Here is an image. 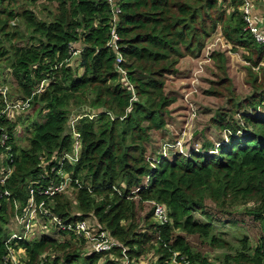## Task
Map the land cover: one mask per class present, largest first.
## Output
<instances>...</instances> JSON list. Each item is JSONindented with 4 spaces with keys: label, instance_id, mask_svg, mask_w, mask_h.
I'll list each match as a JSON object with an SVG mask.
<instances>
[{
    "label": "trees",
    "instance_id": "trees-1",
    "mask_svg": "<svg viewBox=\"0 0 264 264\" xmlns=\"http://www.w3.org/2000/svg\"><path fill=\"white\" fill-rule=\"evenodd\" d=\"M2 1L0 65L15 82L6 97L28 100L40 121L27 122L28 146L20 148L15 136L23 121L0 116V134L8 137L0 145V194H9L0 199V262L8 254L4 244L8 219L25 212L30 190L34 202H43V209L63 225L93 219L125 249L129 260L152 249L159 256L157 264H165L174 254L176 262L184 258L191 264H213L174 233L207 239L212 248L225 246L212 235L206 201L220 212L255 202L244 212L254 221H264V67H260L264 46L244 31L239 0L228 3L231 12L227 15V0H117L119 51L106 47L113 20V7L107 0H26L29 5L46 2L52 6L46 20L24 6L16 8L15 0L2 8ZM17 20L29 31L27 37L17 36L9 26ZM219 25L225 40L247 53L244 60L249 64L251 94L242 101L236 99L227 86L225 57L213 54L221 64L222 78L217 84L230 94L229 107L216 110L209 123L225 139L217 144L205 140L187 154L163 151L169 143L165 142L161 153L146 156L150 134L164 129L168 107L175 102L165 94V78L176 74L179 60L200 50ZM19 39L25 44H13ZM72 46L80 50L73 63L76 67L71 66ZM117 55L122 57L120 67L133 94L116 71ZM253 68L259 69L260 78L251 72ZM42 83L46 85L36 92ZM208 93L220 94L217 90ZM4 107L0 93V109ZM75 142L80 145L76 162L61 160L72 153ZM9 169L10 175L2 181ZM58 172L69 176L73 199L65 193L38 195L60 183ZM147 203L164 205L170 223L152 222L151 208L142 219L145 228L140 229L138 210ZM195 214L207 222L196 221ZM59 237L68 239L60 241ZM246 242L242 241L237 255L226 260L264 264V240L250 253ZM16 244L15 250L25 252L19 264H117L108 256L84 253L83 241L71 232L54 229L50 237ZM112 253L122 257L120 248Z\"/></svg>",
    "mask_w": 264,
    "mask_h": 264
},
{
    "label": "rangeland",
    "instance_id": "rangeland-1",
    "mask_svg": "<svg viewBox=\"0 0 264 264\" xmlns=\"http://www.w3.org/2000/svg\"><path fill=\"white\" fill-rule=\"evenodd\" d=\"M220 1V0H218ZM223 1V0H222ZM9 0H3L1 2L2 8L8 5ZM16 8L24 6L35 12L38 18L46 20L49 18V12H52L53 7L46 2H36L29 5L26 0H15ZM224 9H226V15L231 12V9H227V5L231 0L225 1ZM15 8V9H16ZM12 26L17 36L27 37L29 31L24 29L23 23L19 20L9 23ZM13 44L24 45L22 39L13 41ZM78 50V49H77ZM222 54L225 57L224 70L228 79L227 86H230V91H233V95L237 100L242 101L245 97L251 94L252 85L249 79L248 68L249 64L244 60V56L247 53L240 48L234 49L223 37L221 26H217L214 32H211L209 36L204 40V45L200 50H195L193 54L186 55L179 60L176 67L177 73L165 78V94L175 98V102L168 107L166 118V126L162 131L152 132L150 134V144L147 146L146 156L155 157L157 153H161V146L165 142L173 143L177 141L179 146L174 150L175 152L187 154L189 150L199 149L203 141L209 140L213 143L225 139L224 133H220L210 127L209 120L216 110L220 108H227L228 105V92L224 90L221 84H217L222 78L221 70L218 68L221 64L215 58H212L213 54ZM75 59V58H74ZM74 59L71 62V66L76 67ZM77 63V62H76ZM260 67H264V63H261ZM252 73H257L260 78V71L258 68H253ZM4 82L6 85L1 86L0 89L5 90L6 95L8 92L15 88V82L10 76L9 70L0 65V83ZM46 85V83H45ZM216 91L219 97H215L212 94H207V91ZM13 99V98H12ZM8 97V102L13 101ZM77 111L74 109L73 113ZM13 119L20 118L23 122L17 126V132L15 136V143L20 148L28 146L27 138L28 134L25 131L27 122L33 120L40 121L37 114L34 113L32 108L25 110H13ZM73 125V123H72ZM71 125V127H72ZM72 190L69 189L66 193V197L70 200L72 197ZM257 203H248L247 207L252 208ZM206 212L212 217V235L223 240L225 246L221 248H212L209 245L207 239L200 238L198 236H187L180 231L174 232L175 235L182 236L186 239L193 252L199 253L201 256L206 257L210 263L213 264H234L230 260L233 256L237 255L242 248V241H247V248L253 251L261 241L264 240V221L257 222L249 217L244 210L247 208L232 207L229 212H220L214 208L213 203L206 201ZM152 204H143V208L138 210V216L136 221L140 225V229H144L145 226L142 223V219L151 211ZM247 208V209H248ZM76 212L74 209L73 214ZM8 223L10 224V220ZM194 219L198 222L206 223L204 216L195 214ZM152 222L156 223L153 219ZM150 221V222H151ZM7 223V224H8ZM50 224L44 225L42 220H39L34 224L35 233L31 239H39L41 232H44L45 236L50 235ZM12 229L17 234L21 232V227L13 225ZM7 231V225H6ZM60 238V237H59ZM68 238H62L61 241H65ZM76 246V244H75ZM89 251L85 250L84 253ZM148 253L142 255L139 259V264H157L159 256L152 249H147ZM25 254H20L17 257L18 261L22 258L25 259ZM46 256V255H44ZM43 256V257H44ZM226 257H230L226 260ZM24 262V261H23ZM103 261H100L101 264ZM176 264V263H171Z\"/></svg>",
    "mask_w": 264,
    "mask_h": 264
},
{
    "label": "built area",
    "instance_id": "built-area-1",
    "mask_svg": "<svg viewBox=\"0 0 264 264\" xmlns=\"http://www.w3.org/2000/svg\"><path fill=\"white\" fill-rule=\"evenodd\" d=\"M240 6L238 8V11L241 14V19L244 23V31H246L249 35L252 36L254 41L264 46V29L261 28V21L260 19L255 17L254 9L255 3L257 0H239ZM108 4L111 5L113 8L112 14H113V20L110 23L111 28L109 31V40L106 44L107 48H111L114 51H119V46L117 45V42L119 41V38L116 34V26H115V16L119 13V10L117 9L115 3H117V0H107ZM72 46V55L71 60L74 58L77 59L79 56L80 50ZM74 59V60H75ZM116 71L119 73L120 80L122 85L133 94V87L129 84L125 71L120 67V64L122 63V57L117 55L116 58ZM45 83H42L41 86L37 89L36 92H39L43 85ZM0 93L2 94L3 100L5 102V107L0 109V116L6 115L11 121H14V115L13 110H25L29 109V101L20 102V101H9L6 97L5 90L0 89ZM73 137L77 139V135L73 133ZM8 140V137L6 134H0V145H5L6 141ZM177 146H179V143L177 141L173 143H166L163 145V151L169 150V149H175ZM80 150V145L78 142H75L73 151L71 154L65 155L61 160H66L70 164H74L77 160V155ZM11 170H7L6 174L3 176L4 178L2 181H4L8 176L10 175ZM58 175L61 176V181L57 185H50L47 189L43 191H39L38 195H46V196H53L54 194H66L69 189H71V180L67 174H64L63 172H58ZM8 197V192H3V194H0V199L2 197ZM34 192L30 190V200L28 203V206L25 210V212L22 215H18L14 213L10 220V224H7V235L5 239V246L7 247L8 254L6 257L2 259L0 264H19V261L17 257L19 255L25 254L23 249H16L15 246L16 241H23V240H29L35 233L34 231V224L38 222L39 220H42L44 225H49L50 228V235L52 230L56 231H63V232H71L75 237L77 241H83V251L85 250L89 251L88 253H99L105 256H108L111 261L117 262V264H139V258L134 259H128L125 254V249L122 248L116 241L110 238L109 234L101 230L99 227H97L96 223L93 221V219H85L79 222H76L74 225H63L61 221L51 214L49 211L43 209V202H41L39 205L34 202L33 199ZM152 204V216L153 220L158 223L159 225L168 224L170 223V219L168 217L167 209L164 205L151 203ZM18 204L15 203V210H17ZM18 225V227H21V232L17 234L15 230L12 229L13 225ZM40 237L45 236L44 232L39 233ZM50 235H48L50 237ZM34 239V238H33ZM62 238H59L61 241ZM120 248L122 249V257L116 258L113 256V249ZM177 254H174L173 257L166 262L165 264H191L186 259L181 258V262H176L175 257Z\"/></svg>",
    "mask_w": 264,
    "mask_h": 264
},
{
    "label": "crops",
    "instance_id": "crops-1",
    "mask_svg": "<svg viewBox=\"0 0 264 264\" xmlns=\"http://www.w3.org/2000/svg\"><path fill=\"white\" fill-rule=\"evenodd\" d=\"M254 15L261 21V28L264 29V0H257L255 3Z\"/></svg>",
    "mask_w": 264,
    "mask_h": 264
}]
</instances>
